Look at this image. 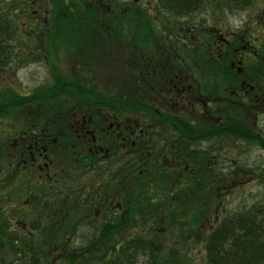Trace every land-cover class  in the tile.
Segmentation results:
<instances>
[{
  "label": "trees",
  "instance_id": "16d2710c",
  "mask_svg": "<svg viewBox=\"0 0 264 264\" xmlns=\"http://www.w3.org/2000/svg\"><path fill=\"white\" fill-rule=\"evenodd\" d=\"M94 1L98 4L104 1L108 9L99 10ZM209 1L212 0H155V16H152L146 7L135 1L50 0L56 9L49 22L51 31L41 41L46 44L41 46L45 56L48 54L53 60L59 50L69 49L80 56L89 52L93 58L89 64L81 60L75 63L68 79L56 75L50 84L39 86L29 94H17L9 88L0 90V125L5 124L6 129H1L4 134L0 133V190L22 179L35 167L37 162L32 163L30 153L38 160L44 156L48 163L62 167L57 180L60 184L45 187L48 183L39 182L34 194L22 180L21 187L17 185L16 188L20 191L24 188L26 194L27 205L23 206L40 210L36 212L39 213L37 223L36 219L32 220L28 227L17 230L20 233L10 230L15 206L6 208V205L7 201L17 204L23 193L20 196L16 192L13 197L7 194L6 201L0 195V264H45L53 253L66 257L61 261L63 264H193L187 240L202 245L204 264H264V200L223 213L216 222L204 228L209 220L211 201V193L205 192L206 184L210 183V175L205 174L207 156L206 153H193L190 147L235 139L258 143L264 149V139L256 137L235 109L233 113L219 101L226 95L223 89L236 90L240 83L247 84L245 74L253 81L264 78V67L258 61V56H264V35L258 37L257 33L264 23L256 21L255 26L246 30V35L241 31L234 36L231 34L229 46L216 54L211 31L208 37L204 34L202 41H196L194 36L188 40L181 32L179 44L175 37L178 27L175 21L181 24V19L200 13ZM220 1L225 10L235 13L245 11L254 2ZM15 17L6 1L0 0V72L13 62L20 31ZM155 19L160 27L155 25ZM191 32L186 29V33ZM195 33L198 36L200 31ZM171 35L175 39L172 40ZM35 36V44H41L37 42L39 35ZM245 43L255 49L254 57L246 60L248 67H252V75L246 73V64L240 60L241 47ZM158 47L170 48L167 56L171 66L174 64L178 69L181 63V71L187 77L199 79L197 88L192 87L197 92H193V97L202 102L200 105L199 100L191 103L194 111L187 103L192 95L186 94L187 101L181 113L162 117L155 113L158 112L155 104L164 102L151 100V96H157L161 86L146 74L150 68L145 65L140 69L139 64L143 59L148 61L151 51ZM166 52L158 51L157 54L165 55ZM110 53L123 54L120 68L128 69L124 80H119V75L107 76L110 71L114 75L119 73L115 68H108L109 59L105 57ZM241 61V74L228 68L230 63ZM134 63L142 74L137 82H133L129 74L130 65ZM151 119L161 120L175 131L174 148L169 152L172 164L159 162L157 157L149 162L146 143L137 149L134 160L132 149L122 150L111 133L104 129L110 121L125 126L137 121L141 128H146ZM75 120L91 126L107 152L106 158L99 159L86 149L85 141L76 139L77 133L72 129L76 126ZM22 161L26 164L24 168ZM72 173L77 179L90 174L101 179L96 188L84 193L86 196L82 193L83 210L79 209L81 194L71 203L67 195L63 196L71 192L64 187L67 176ZM234 174L237 172L227 173L228 176ZM211 180L216 192L221 189L220 184L226 182L220 174H215L214 179L211 176ZM80 189L84 191L83 187ZM105 202L115 203L114 211L108 215L105 214L110 209ZM62 208L64 213L60 211ZM95 210H100L107 218L98 223L95 234L89 239L80 238L86 244L73 247L72 255L65 254L70 236L77 239L75 233L79 229L99 221ZM54 217L61 223L57 224ZM51 220L47 227L40 225ZM134 229L133 236L118 244L117 236ZM163 235L175 246L166 248ZM176 244H180V250Z\"/></svg>",
  "mask_w": 264,
  "mask_h": 264
},
{
  "label": "rangeland",
  "instance_id": "374dc122",
  "mask_svg": "<svg viewBox=\"0 0 264 264\" xmlns=\"http://www.w3.org/2000/svg\"><path fill=\"white\" fill-rule=\"evenodd\" d=\"M2 1H6V5L10 6L11 12L15 14V22L16 25L20 27V31H18L19 33L16 37L17 45L15 48L16 50L14 57L12 59L13 62L9 65L8 68L0 72V90L2 88H9L17 94L26 95L31 93L33 89L39 86L50 84L52 80L55 79L56 75L61 78L68 79L72 74V69L75 67V63H78L79 60L83 61L84 63L87 61L86 64L90 63V60L93 57L90 56L89 52L87 53L88 55L86 54V56L85 54L83 56H80L75 52L73 53L69 51V49H61L58 51L57 56L53 60L49 59L48 54L45 56L46 52L42 49V47H44L46 44L41 41L42 37L44 36L46 38L47 35H49L48 33H50L51 31V29L49 30V22L51 21L56 9L53 5L50 4V0ZM65 1L77 2L80 0ZM117 1H135V3L146 7L147 10L150 11L149 13L152 16H155V10L153 9L155 8V0ZM94 2L95 4H98L96 1ZM99 3V10L105 11L108 9L104 1L102 3ZM178 21L179 20L175 21V23L178 24V27L175 30L178 31L179 28L182 27L181 32L185 33L186 39L188 40L194 36L196 41H202V38H204L203 36L207 35L208 37V32L210 30H219L221 34L227 35L228 39L230 38L231 34H233L234 36V34L238 31H241L246 35V30L248 29L247 27L251 28L253 25L255 26L256 21L258 24L264 23V0H254L253 5L250 6V8L245 11L236 13L225 10L222 7V1L212 0L208 2L205 9L200 13L192 16L189 19H181V27L180 22ZM155 25L160 27L159 21L157 19H155ZM35 26H39V29H35ZM24 28L26 29L25 31ZM186 29H190L192 32L188 34L186 33ZM197 30L200 31L198 36L195 33ZM28 35H30L31 37H27ZM35 35H39V40H37V42H40L41 44H35ZM173 35H175L174 32ZM201 35L202 37H199ZM171 38L172 40L175 39L172 35ZM168 43H170V41H168ZM121 56L123 58V54L115 55L114 53H110L105 57L106 59H109L108 68H115L116 70H119V73H117L116 75H114V72L110 71V75L108 72L107 76L115 77L119 75V77H121L119 78V80H124L125 74L128 73V69L125 67L120 68V65H123V63L121 62ZM141 62L142 64H139L140 69H142L146 65V60H141ZM130 69H132V71L129 72V74H131V80L133 82H137L138 80H140L142 74L139 73V70H137L136 63L131 64ZM127 78L128 77H126L125 79L128 80ZM219 101L222 102V104H225L227 110H231L233 112V109H235L236 113L241 117V119L245 120L247 125L250 126L252 132L255 133L256 137L264 139V105L256 106L250 103H246L244 100H240L237 102L233 101L235 103L233 104L231 103L227 95H222V98L219 99ZM242 105L244 106L241 107ZM4 126L5 124L0 125L1 134L5 133L4 130H1L5 129ZM89 130L94 132L91 126L89 127ZM190 148L194 150L193 153H206L207 156V171H205V174L210 175V183L206 184L205 192L207 194L211 193V201L209 203V220L204 228L216 222L219 216L223 213L240 210L243 208H247L252 204L263 202L264 149L260 147V144H248L241 140L227 139L213 142H204L200 144L198 143L196 144V146L193 145ZM47 163L48 162L44 159V156L39 157V160L37 162L38 165H35V167H33V169L30 171L31 173L28 172L25 175L23 173H20L24 175L22 179L20 175H18V177H20L19 180L16 179L12 183V185L7 184L4 187V190H0V195H3L5 201L7 200V194L9 197H13L16 192H19L18 195H20V193H23V196L20 195L21 200H19L17 204L14 201H7L6 205V208L15 206L12 210L14 217L10 224V230H13L16 233H20L19 231H22L24 228L28 227L27 225L30 224L32 220L36 219L35 223H37V217L39 213L36 212H40V210H29L28 207L23 206L27 205L24 188H22L21 191L20 188H16L17 185L21 187V180L25 185H29V187L31 188V194H34L35 191L39 188V182L48 183L45 184V187H48L51 184L55 185L54 183L60 184V182H57V180L58 175L62 173L60 171V168L62 167L59 168L56 166L57 164L54 165L51 162L48 163L47 166ZM21 164H24V161H22ZM169 164H172L171 160H169ZM25 166L26 164H24L22 168H24ZM238 169L244 170L248 173L243 174L239 172ZM233 171H236L237 174H234L233 176L227 175V173H232ZM17 172H20V168L19 170H17ZM215 174L223 175L226 179L225 183L220 184L222 187L218 192L215 191V183H213V181L211 180V176L214 179ZM29 177H31V179ZM5 178L3 179V181L5 180ZM100 180V178H96V176L94 177L91 174L87 177L77 179L76 174L72 173L67 176L66 186L64 187L65 190L68 188L71 192L69 194H63V196L67 195V201L71 203L78 197L77 195L81 194V199L79 200V209L83 210L82 207L84 204V200L82 196H86L84 193L88 189L96 188ZM81 187L84 188V191L80 189ZM104 204L110 209V211L105 215H108L109 213L114 211L110 202H105ZM114 204L115 203H113V205ZM60 208L56 209L59 210ZM29 211L32 212L30 213ZM60 211L64 213L65 209L62 208V210ZM93 212L95 216H98L99 221L95 224H87L89 226L79 229V231L75 233L77 235V239L70 236L67 242L68 246L66 248L65 254L71 253L72 255L74 253L73 247L86 244V242L84 240L82 241V239L80 240V238L88 237L87 239H89L95 234L94 232L96 230V226L100 224L99 222L103 221V218H107V216L105 217L104 213H100V210H95ZM54 220L57 224L61 223V221H58L56 217H54ZM51 222L52 220L49 222L45 221L44 224L41 223L40 225L43 227H47L49 224H51ZM134 232L135 229L131 231L129 230V232L121 233L116 237L118 244L123 243L124 240L133 236ZM161 232L163 231L161 230ZM37 236H39V234ZM164 236L165 235H163V237ZM165 238L166 248L170 249V247L172 248L173 246H175L171 243L169 237L165 236ZM171 239L173 240L172 237ZM37 241H40L38 237ZM186 243L188 249L190 250L188 254L191 255L190 257L193 264H204L205 257L202 245L191 241L188 242V240ZM176 245L177 250H180V244ZM65 258H62L58 253L57 255L53 253L49 262L45 264H63V262L61 263V261Z\"/></svg>",
  "mask_w": 264,
  "mask_h": 264
},
{
  "label": "flooded vegetation",
  "instance_id": "af4514ba",
  "mask_svg": "<svg viewBox=\"0 0 264 264\" xmlns=\"http://www.w3.org/2000/svg\"><path fill=\"white\" fill-rule=\"evenodd\" d=\"M213 32L215 33V40L213 41L214 50L215 52H221L229 46L230 41L226 40L224 35L219 33V30ZM257 33L258 37L262 36V34L264 35V29L258 30ZM176 37L178 43L181 44V28H179V30L177 31ZM182 38L185 41V37L182 36ZM168 50H170V48L158 47L155 51H151V59L149 58L148 63L146 64V67L150 68V72H147L146 74L154 81L155 84L161 86V88H159V91L156 93L157 96H151V100L157 101L158 103L159 101L164 102V104H155V106L158 107V112L155 111V113L158 114L159 117H162L163 115L181 113V109L185 107L184 101H187L186 94L192 95L188 97V99L190 100H188L187 102L189 108L192 107L191 103L193 101H197L200 99H195L193 97L194 93L197 92H195L196 90L192 89L193 86H196L195 89L197 88V82L199 81V79L195 80L187 77L188 75L185 74L184 71H181V63H179L178 69H175L174 64H172L171 66V63L168 60L169 56H167ZM241 50L242 51H240L239 54L240 60H243L246 64V60H249L250 57H254L252 55L253 52L255 54L254 46H249L245 43L241 47ZM158 51L167 52L164 55L157 54ZM243 61L234 63L232 62L229 64L228 68H230L231 70H235L236 74H241V72L243 71L241 67ZM258 61L262 65V67H264V56H258ZM197 66L198 64H196V67ZM251 71L252 67H248V65L246 64V73H251ZM196 76L199 77L198 73H196ZM245 77L247 80V84L245 82H242L236 90L223 89V91L234 97L235 101L244 100L245 102H251V104L261 103V101H263L261 95H264V88L262 87L264 86V78L253 81L251 80L250 75L247 76V74H245ZM159 94L163 95L159 96ZM201 102L202 101L199 100L198 104L200 105ZM198 104L197 109L199 108ZM202 105L203 107H206V104L202 103ZM257 106H263V103ZM164 108H169V110ZM191 110L194 111L195 109L191 108ZM169 111L172 113H169ZM107 130L111 133V137H113L115 141L122 147L130 146L131 148H133V157L136 155V146L142 147L143 143H146V148L149 150L148 155L149 157H151V159H153L154 157H160L164 162H167L168 159H172L166 157L169 155L170 150L174 148V146L172 145V141L176 139V137L174 136L175 131L173 130V128L165 126V123L161 120L151 119L145 129H142L136 121H132V124L129 126L112 124L108 125ZM74 132L77 133L76 139L83 140L88 145V141L91 140L92 132H90L84 125H77V127L74 129ZM97 141L98 138L96 137L94 142H92L96 144ZM92 149H94L93 153L95 155L98 156L99 153L102 154L103 149L101 151L99 146H94ZM89 150L91 151L90 148ZM30 160L34 164L38 162V159L34 158L31 153Z\"/></svg>",
  "mask_w": 264,
  "mask_h": 264
}]
</instances>
